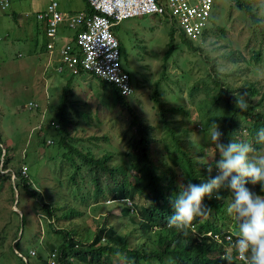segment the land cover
I'll return each instance as SVG.
<instances>
[{"label": "rangeland", "instance_id": "obj_1", "mask_svg": "<svg viewBox=\"0 0 264 264\" xmlns=\"http://www.w3.org/2000/svg\"><path fill=\"white\" fill-rule=\"evenodd\" d=\"M55 1L62 11L86 8L85 0ZM235 1L215 0L202 35L191 42L196 51L188 49L177 32L170 47V29L175 31V25L165 16L148 14L122 20L111 30L122 42L121 66L129 73L135 91L124 104L110 86L100 84L99 77L90 74L86 84L74 78L68 88H75L71 93L78 101L75 107H67L70 93L61 87L71 76L66 71L57 72L56 52L48 57L44 23L35 16L49 0H8L6 7H0V149L2 154L8 146V158L16 164L11 166L0 157V264H48L46 254L32 256L29 250L38 247L39 251L38 244L46 245L47 241L59 243L62 234L58 229L81 244H87L102 226L124 235L127 244L137 250L157 246L158 239H163L158 227L142 228L145 216L139 210L126 214L123 208L128 206L127 200L112 198L110 174L117 179L124 175L111 169L125 167V178H121L125 186L139 180L141 174L131 167L137 153L129 150L137 126L143 125L151 137L147 148L157 167L155 172L162 176L163 187L173 184L166 194L170 200L178 186L186 183L176 145L197 166H212L219 158L210 128L203 130L202 122L228 112L226 96L213 102L222 88L234 99L246 93L248 110L264 115V100H260L264 90V0H240L254 13L253 18ZM59 34L56 49L68 42L72 33L60 28ZM215 78L220 84L213 82ZM30 102L36 107L30 108ZM80 111L89 116H80ZM61 112L68 120L65 140L94 158L108 152L104 166L91 167L76 152L73 156L65 153L67 148L57 142L63 133L52 121ZM234 121V141L248 142L257 149L250 158L264 154V144L257 148L249 137L250 117L239 112ZM165 122L173 128L176 141ZM216 123L225 134L224 120ZM46 138L53 141L46 142ZM225 138L226 134L222 142ZM19 166L27 167L34 187L14 190L18 179L12 170ZM253 190L259 194V185ZM230 199L226 190L221 212L211 211L200 218L233 237L238 231L235 216L227 212ZM135 204L138 207L143 202ZM144 204L148 214L152 203ZM45 205L52 208V216L46 213ZM22 214L29 220L21 235ZM189 232L196 240L202 239L197 232ZM16 239L19 243L13 242ZM19 251L27 260L18 258ZM71 255L72 264H85L79 256ZM111 258L117 259V264H129L124 252ZM137 264L177 261L174 256H165L162 261L142 256Z\"/></svg>", "mask_w": 264, "mask_h": 264}, {"label": "trees", "instance_id": "obj_2", "mask_svg": "<svg viewBox=\"0 0 264 264\" xmlns=\"http://www.w3.org/2000/svg\"><path fill=\"white\" fill-rule=\"evenodd\" d=\"M85 2V10L92 13L93 11L89 7L87 0H85ZM234 4L239 6L240 9H245V11H247V13L252 16V18L254 17V13L249 9L245 2L237 0L234 2ZM170 30L169 45L172 47L171 44L173 40V34L176 32V30ZM177 34L180 41L183 42L188 49L193 51L197 50V47L191 43L192 41L183 37L180 32H177ZM46 44L47 41L45 43L44 50H46ZM119 46L121 54L123 55L122 42L120 39ZM170 50L171 49L168 50V53ZM253 57L255 59L258 58L257 54H254ZM99 82L103 86H110L114 93H116L118 99L124 104H127L128 97L121 95L116 87H113L110 83L104 81L101 78H99ZM213 82L220 84V81L217 78L213 79ZM223 96H226L224 99L228 112L218 115H211L210 117L205 118L202 122V129L208 130L211 128L213 122L223 119V124L226 128V138L223 143L227 144L229 141H234L235 127L237 126V122H235L234 119L235 116L241 112L250 117L251 123L248 126L249 137L254 140L256 147L260 148L261 144L258 143L255 133L259 128L264 127V115L261 112L249 111L248 107L246 111H241L240 109L236 108V99L230 98L228 91L224 88H222V93H219L217 99H215L213 102L217 103L219 98H222ZM260 100H264V90L260 94ZM83 116L84 118L88 117L87 115ZM52 119V121L57 122V126L55 127L58 128L56 129L63 133L57 142L59 145L67 148V151L65 152L66 154L73 156V153L76 152L78 156L91 167H96L97 165L104 166V162L109 157L108 152H105L104 156L100 158H94L92 154L88 152H82V150L72 145L71 142H67L65 140L66 123L68 120L64 112L54 116ZM165 124L167 126V130L171 133L173 140L176 141L177 138L173 128L169 126L168 122H165ZM150 140L151 137L149 136V132L146 130V128L143 125H138L136 132L134 133V138L132 139L129 152L137 153V158L133 163H131V167L136 171V173L141 174L140 178L138 181H133L128 186H125L122 179L125 178L126 169L123 165H121L116 169H111V172L116 170L119 174H121V176L124 175V177H121L122 179H117L116 175L110 174V177L114 183L110 189L113 191V197L111 196L112 198H124L127 200L128 206L123 208L126 214H129L134 210H139L142 216H145V219H142L140 222V226L142 228L152 230V227H158V232L162 233L163 239H161V237L158 239L157 246L153 249L137 250L136 248H133L127 244V239L124 235L114 232L111 228H105L102 226H100V228L94 232L92 239L87 244H81L78 243L71 234L67 233V231L58 229L62 234V240L59 243L47 241L46 245L40 246L38 244L40 247L39 251L37 247L38 257H41L43 254L48 256L49 251L55 249L57 252L56 262H59L60 264H72L71 259L73 255L71 254L82 258L85 264H112L116 263L117 259H112L111 256L114 254H122V252H124L129 264H137V261L142 256L145 258L158 259L160 261H162L165 256H174L176 257L177 264H250V257L247 259L237 257L238 253L235 249V246L230 250L226 248V244L223 241L206 234L207 231H211L212 233L217 232L219 234L224 233V229L215 223L206 220L201 221L202 219L200 217H197L193 221V231L197 232L198 234H202L199 235L202 238L200 240H196V236L189 232L191 229H189L187 233H184L178 232L174 227L168 226L167 220L168 216L172 212V204L170 200L167 199L166 194L173 189V184L169 183L166 187H163L161 183L162 176L155 172L157 167L151 160L147 148ZM52 141L53 139L48 140L46 138V142ZM237 142H239V140H237ZM176 147L179 150L177 162L183 171L184 180L186 183L188 181L199 183L202 180H207L209 175L214 177L217 174L215 169H213L210 174L207 170L209 167L207 165L201 164L200 166H197V164L188 157L186 151L181 150L178 145H176ZM7 149L8 146H5L2 154L0 149V157H5V160L8 161L11 166L16 165L14 162H11L12 159H9L10 156ZM22 168V166H19L18 168L12 170V174L16 179H18V182L15 183L14 190L16 191H19L21 188L29 189L35 185L32 175L28 174V172L23 173ZM4 174H6L9 179V174ZM96 187L99 190V186L96 185ZM225 192V189H221L218 193H213V198L206 200V203L210 205L212 212H221L223 206L226 204L224 201ZM217 195L221 196L222 199H215ZM140 202H143V204L138 205L137 207L135 203L139 204ZM144 202L152 203L153 209L148 214L145 213L146 206ZM16 206H19V203H16ZM44 207L46 213L49 216H52V208L48 205H45ZM12 212L15 215H18V213L14 211ZM28 220L26 219V214L21 215V235L23 234L22 230H25L28 227ZM235 236L238 238V233H236ZM13 242L19 243V239H16ZM21 255L18 256V258L23 259Z\"/></svg>", "mask_w": 264, "mask_h": 264}, {"label": "built area", "instance_id": "obj_3", "mask_svg": "<svg viewBox=\"0 0 264 264\" xmlns=\"http://www.w3.org/2000/svg\"><path fill=\"white\" fill-rule=\"evenodd\" d=\"M87 2L92 13L86 10L62 11L57 1L49 0L46 8L35 14L36 18L44 23L48 55L56 52L57 72L69 70L73 73L77 71L89 73L110 83L121 95L127 97L135 89L129 73L121 66L119 39L111 28L124 19L148 14L162 15L174 23L176 32H180L190 41H195L203 33L215 0H87ZM7 5L8 0H0V7ZM60 28L71 30L72 34L68 42L56 49ZM29 107H36V103L30 102ZM27 170V167L23 166V173H27ZM206 234L223 241L230 250L235 246L237 239V236L232 237L225 232L219 234L207 231ZM29 252L30 255L36 256L38 251L31 248ZM237 257L241 258L239 255ZM56 258V250L49 251L48 264H57Z\"/></svg>", "mask_w": 264, "mask_h": 264}, {"label": "clouds", "instance_id": "obj_4", "mask_svg": "<svg viewBox=\"0 0 264 264\" xmlns=\"http://www.w3.org/2000/svg\"><path fill=\"white\" fill-rule=\"evenodd\" d=\"M246 93L235 100V107L247 110ZM224 132L213 122L210 139L217 149L218 159L208 167L217 174L209 175L199 183L188 181L178 186V191L170 197L172 212L168 216V226L178 232L187 233L193 221L211 212L206 200L213 198L214 192L225 189L231 199L227 206L230 216H235L238 238L235 249L243 259L250 257V264H264V154L250 158L257 151L248 142L229 141L223 143ZM258 143L264 144V127L255 133ZM251 185L253 187H249ZM259 185L260 193L253 190ZM215 199H222L217 195Z\"/></svg>", "mask_w": 264, "mask_h": 264}, {"label": "crops", "instance_id": "obj_5", "mask_svg": "<svg viewBox=\"0 0 264 264\" xmlns=\"http://www.w3.org/2000/svg\"><path fill=\"white\" fill-rule=\"evenodd\" d=\"M48 57H49V55H48ZM49 60V59H48ZM51 66V65H50ZM54 69V68H53ZM54 71L56 72V70L54 69ZM65 72V71H64ZM66 72H68L69 74H70V76H71V80H70V82L67 84V83H65V85H63V86H61V87H64L65 86V89L66 88H68V86H70L72 83H74V81L75 80H73L74 78H77V79H81V83H83V84H86L87 82L89 83L90 81H88V79L90 78L89 77V73H86V72H83V71H77L76 73H73V72H71V71H69V70H67ZM85 74V75H84ZM60 87V88H61ZM63 90V89H62ZM75 90V88L73 87L72 89H70V88H68V92L70 93L68 96L70 97V99H68V104H67V107H69V106H72V107H75L76 106V104H78L77 102V99L76 98H73L72 96H71V93H73V91ZM73 99L75 100L74 101V103H72V101H73ZM88 101V99L86 98V102ZM69 104H71V105H69ZM83 104H85V102H83ZM84 115V113L82 112V111H80V116H83ZM86 115L87 116H89V114L88 113H86Z\"/></svg>", "mask_w": 264, "mask_h": 264}]
</instances>
